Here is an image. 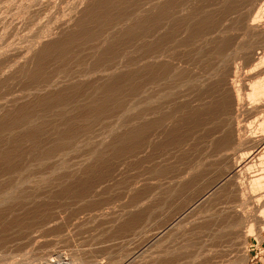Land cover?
<instances>
[{
    "label": "rangeland",
    "instance_id": "rangeland-1",
    "mask_svg": "<svg viewBox=\"0 0 264 264\" xmlns=\"http://www.w3.org/2000/svg\"><path fill=\"white\" fill-rule=\"evenodd\" d=\"M91 1L92 0H0V100H4L0 101V118L4 114L12 112L16 110L17 107L27 104L32 100L33 97L28 98L27 94L22 93L24 88H21L33 83L29 81L28 77V74L31 72L30 70L34 68L35 62H37L35 60L36 54L33 55L35 57L34 60L32 54L37 52H39L37 55L40 54L42 50L40 49L42 48L39 46L40 44L46 42L43 44L45 46V44L52 43L50 41L53 39L56 42L68 33L70 34L72 31H77L79 22L83 20V15L87 9H89ZM158 1L160 2V0ZM199 1L200 0H192V5L196 2L195 5L200 6L202 2V6L207 7L208 4L214 1L217 3L221 0ZM256 4L257 1L254 5L256 6ZM251 6L252 5L249 7L250 10L247 6L248 10L246 7L242 9V13H244L242 15L243 18H241L238 23H236L235 20L237 19V13L240 12V8L236 1H233L230 11H226V8H222V6H217V11L214 14L217 24L232 27V30L226 34V37L232 41L233 44L238 40H241L243 43L245 41L246 44L249 43V45L244 44V46L247 47L246 49L248 51V48L252 49H250L251 51L249 52L246 50L242 51V59L239 58L240 53L239 55L231 56L232 58L235 57V60L231 61L232 58L230 57L226 63V68H222V70L218 68V70L224 74V71L227 69L229 72L231 71L234 63H236V67L239 66L237 67L239 70H237V73L239 74L236 78L237 81L240 79V81H238L240 84H238L240 88L244 89V91L242 90L243 92L241 91V94L244 93L242 95L244 99L242 98L241 105L243 107L240 106L241 109L239 110L241 112L237 114V118H235L234 115V100L232 94L230 100L223 101L224 107L221 106L217 100L213 104L214 106H219V108L216 107L217 109L215 111L206 109L207 107H212L213 104L210 106L208 99H205V86H202L200 82L206 81L204 83L207 84L209 81V77H207L209 76L207 75L209 72L207 71L213 70L210 68L212 66H204L202 60L189 57H183L179 60H173V56H171V58L159 57L161 58H158V61L160 60L159 63L166 62L168 65L172 66V68L178 66L176 69L179 70L181 68L183 69V67L185 69L186 67L188 69H186L188 75L187 79H192L189 80V82L192 81V83L181 85L177 87V90L172 89V93L175 94H173V98H161V102L155 97L151 99L150 109L156 102H159L156 104L157 107L155 106V108L161 114V123L153 126L149 135L143 139V146H139L135 150V147H133L129 150H120L118 152L109 151L107 155H105L106 159L111 157L113 158L112 161H116V163L111 171H108L106 175L99 179L100 181L91 180L89 182L90 188L85 192L81 193L77 190L74 194H66L65 196H55L54 193L56 190L58 192L60 191V187L58 186L62 184L63 181L61 182L60 180L64 174H66L64 176L67 178L70 177L68 182L75 181L79 174V171L77 172L79 169L78 167H89L90 160H88V153L91 146L82 147L84 153L87 152L84 155L81 146L76 150L77 152L71 151L66 155H61V159L63 158L62 160H65V158L67 160L65 162L61 160V162L67 165V167L62 165L63 168L66 167L71 171L68 173L66 168V170L59 169L57 171V168H62L61 165H58L57 168H55L56 174L54 173L53 176L60 174L61 177L60 175L58 178L55 177L58 180L60 179V182L51 176L53 173L49 171V165L46 166L48 170H46V167H43L45 169L43 173L42 169H34L36 173H32V175L31 173L30 175L28 174L31 176V180L34 175H37L41 179H46L43 180V182H46V184L49 183L47 185L43 184L40 178L35 179L38 178L36 176L34 179L37 183L33 180L34 182L32 183H23L20 188L18 187L17 193L20 192V196L19 194H16V196H18L20 200L15 196L13 197V201L11 198L6 202L0 203V209H2L0 212V227L2 226V228H0V240L2 241L3 239V243L0 241V243H2L0 245V264H46V262L47 264H79L76 262L78 259V261H81L83 264H264V236L262 232H259L261 230H258L262 225L257 221V215L255 214L259 213L254 209L255 204L253 201V197L264 192V187L262 189V186H260L258 189V187H249V184H247V180L250 178L249 173L256 170L258 166L264 167V164L259 165V161H256V158H249L250 161L252 160L251 162H255V165L250 162V164L253 165V171H250V164L249 169L243 170L245 173L249 170L247 175L243 171H236L235 169L238 168H235L233 164L234 160L240 153L242 154V152L245 153L248 151L249 153L250 151L253 153L261 149L264 153V140H262L264 139V131L261 125L262 121H264V95L247 98V94L249 93L248 85L251 79L254 80L258 75L260 78L264 76L262 75L264 74L262 73L264 72V59L260 61L261 64L263 62V65L258 64V66H261H259L260 70L259 68L257 69L258 66H256L254 70H252L251 67L262 56L261 52L264 50V16L260 18L262 20L259 19L253 26L254 28L248 26V23L246 25V22H248L246 20L247 18L249 19V15H251L253 11V6ZM144 10H148V7L146 6ZM246 14L248 15L247 17ZM230 24L232 26H230ZM119 27H117L119 31H116L121 32L124 26L121 27L122 29ZM245 28L247 29L242 31ZM159 31L163 32L161 28ZM207 31L208 28L204 33H207ZM60 32H62V34ZM245 32H247V34H244ZM250 32L252 35H250ZM256 33L259 34L257 35ZM241 35H244V38H242L243 36ZM183 36L184 35H181L180 37ZM55 37H58V40H56ZM258 38L259 41L262 40L260 43ZM242 39L245 40L243 41ZM174 40L175 38H171L168 43L171 52H173V47L176 45ZM146 42L147 44H152V38H146ZM254 44H256V46ZM160 50L161 44L151 49V51ZM182 50H180V52L187 49ZM243 52L250 54L246 56ZM162 59H164V61H161ZM116 60L118 61V59ZM89 61H91V59H85L83 61L84 68L85 64ZM213 61L212 59L211 62ZM43 62L44 65L42 66L41 64V66L47 67V63L45 61ZM133 63L136 64L132 65L128 70L138 69L142 67L143 64L142 61H134ZM72 64L73 62L69 63L67 68H72ZM51 65H49L48 68L52 69L51 67H53V65ZM148 65H153V62H148ZM30 66L33 68L31 67L30 69ZM247 66L251 67V72ZM245 67H247V71ZM100 68L101 65L96 67V69ZM243 70H245L246 73ZM258 70L260 72H257ZM213 71H210V74H212ZM83 76L84 75H78L75 80L81 81L82 79L81 82L90 80L89 76V79L86 75L84 78H81ZM205 76L206 79H203ZM252 76L255 77L253 78ZM259 76L257 78H259ZM92 78L94 77L92 76ZM142 79H135L137 87L145 84L146 81ZM80 81L78 82L80 83ZM59 82H57L58 85L62 83ZM63 83V85L68 84L66 82ZM160 85L154 86L146 84L143 88L146 93V95L145 93L144 95L156 96L160 91H166L163 89L164 86L162 90ZM174 90H176V92H174ZM177 92L179 95L177 98H174L177 96ZM12 94L14 97H12ZM4 95L9 96L8 100L6 96L3 97ZM10 95L13 99H11ZM136 103H133L134 105L131 103L133 107H136L133 108V113L136 112V109L138 111L143 107H140V105ZM155 108L153 107L152 109ZM158 112L154 111V113H156L155 115H157V119L158 115H160ZM150 113L152 115L153 111ZM150 113H147L146 116H151ZM153 115L151 117L145 116L143 121L147 122L149 119L156 118L155 115L154 117ZM188 116L190 117L188 118ZM114 118L115 117L109 120V123L106 121V124L105 121H103V127L107 125L116 126L117 128H114L119 130L120 122L117 123V117ZM113 119L117 124H114ZM236 120L238 121L237 126H239L241 130L240 132L243 133V135L240 133V135H242V141L239 144L235 142L232 145V150H219L220 138L224 137V132L227 129H232V133L234 132L236 134L234 130L236 128ZM154 121L155 119L152 122ZM110 122L112 124H110ZM129 122L131 124L133 123L131 120ZM98 124L95 125L96 128L94 127V131L95 129L96 132L98 131L97 134L94 132L95 134L91 135V137L96 136L97 138L93 137V141L96 142L97 145L99 144L103 147L109 144L110 138L114 136L113 134L116 132L111 134L112 136L108 137L107 135L106 137L105 132H103L105 135L101 133L103 130L102 128L101 131L100 129L98 130V128H100L99 125H101ZM118 132L116 134H118ZM98 133L101 134L99 135ZM156 134L158 135L157 138ZM101 135L103 137H100ZM87 138V136L81 137L82 140H87ZM10 141L12 142L13 140ZM84 156L87 158L85 159ZM56 158L53 159L52 162L56 161L58 158L57 161L59 162L60 156ZM249 160L248 158L244 159V161ZM262 161H264V158L261 162ZM70 167L72 168L69 169ZM74 167H76V169ZM254 167L257 168L255 169ZM50 168H52L51 165ZM101 168L102 165H99L95 167L94 171L103 174ZM75 170L78 174H76ZM44 171H47V174L49 173L50 181H48L49 178H45L49 175L47 176ZM40 172L42 175L39 174ZM237 172L238 174H236ZM74 174H76V177L72 176ZM251 174L253 175V173ZM251 174L250 176H252ZM43 175H45V177ZM238 175L244 181H242ZM238 178L240 180H238L237 183ZM4 179L5 178H1L0 180L3 181ZM38 180L40 181L38 182ZM56 180L57 184L59 182L58 185L54 182ZM51 181L52 184L55 183L53 187L51 186ZM40 182H42V184ZM34 183L37 184H35L37 187L33 185ZM49 184L50 187L47 191V195H45L46 192L44 191L47 190L46 186ZM239 185H241V187ZM250 188H253L252 190L254 192L251 191ZM260 189H262V191ZM35 190L40 191L35 192ZM48 192L52 194H48ZM40 193L41 195H39ZM248 195L252 198L250 199ZM238 196L240 197L238 198ZM242 196L246 199H243ZM16 200H18V202ZM239 201L241 203L238 204ZM5 203L8 204L6 205ZM250 204L254 205L250 207ZM251 208L254 209L253 212ZM34 209L35 214H30ZM241 210H244L243 214H246L244 215L246 216L245 218L240 216L243 215L241 214ZM252 213H255L253 215H255L254 217H256V219L251 217ZM44 217L45 220L43 219ZM236 218L241 220L237 221ZM243 219L244 221L246 219L248 220L247 227L243 224H241V226L243 225L244 227H240V223H244V221H242ZM233 220L236 225L240 222L236 228H234L235 224H233ZM247 220L244 224H246ZM249 221H252L250 225ZM54 222L56 223L54 226L56 230L53 227L55 224ZM230 222L231 224L229 225L233 224L234 227L233 225L228 226ZM17 223L19 225L24 223V225L20 228L19 225H16ZM48 223L52 225L50 226L49 224L48 226ZM252 224L254 230L252 231V229H249V231L248 228L252 226ZM57 225L61 226L56 227ZM17 226H19L18 228L20 229H18ZM255 226L257 229L254 228ZM50 227L53 228L50 229ZM242 228L245 229L243 230ZM47 229L50 231L52 230L53 233L49 230L46 232ZM62 230L63 234L61 233ZM246 230H248V232ZM19 236L24 239H18L17 237ZM62 237L63 239L61 240ZM13 239H18V242L21 243L23 240H25V242L20 245L16 240L13 241ZM35 240L39 241V243L35 242ZM53 240L55 242H52ZM30 243L32 244L30 245ZM27 244H29V246ZM35 244L39 247H31ZM50 244L51 247L48 246ZM40 245H43L44 248ZM40 248L43 249L40 250ZM32 249L36 250L34 251ZM49 249L51 250L49 251ZM72 254L77 259L76 261ZM46 255H49L50 259ZM70 255L74 259H72ZM38 258L40 261H37L39 260ZM41 258H43V260ZM54 259L57 260L55 263ZM72 260L75 261V263H73Z\"/></svg>",
    "mask_w": 264,
    "mask_h": 264
},
{
    "label": "bare ground",
    "instance_id": "bare-ground-1",
    "mask_svg": "<svg viewBox=\"0 0 264 264\" xmlns=\"http://www.w3.org/2000/svg\"><path fill=\"white\" fill-rule=\"evenodd\" d=\"M233 1L238 2L239 8H240V12L237 13V19L235 20L236 23L240 22L241 18H243L242 15L244 13H242L243 12L242 9H244L246 6L248 8L250 7V5L253 6V11L251 12L252 14L249 15L250 16L249 19L247 18L246 21L248 22H246V25L248 23V26L253 27L259 21V19L262 16H264V0H249V1L248 0H221L217 3L214 1L208 4L207 7L202 6V2L200 6L195 5L197 1L194 2L195 3L194 5H192V0H160V2L158 0H92L89 9H87L85 14L83 15V20L79 22L77 31L75 32L72 31V33L70 34L68 33L69 35L66 33L67 35H65L60 40L57 39L58 37H55V39L58 41L55 42V40L53 39L54 42L52 40L50 41L52 43H49L47 45L45 44V46L43 44L46 42H44L43 44H40L39 46L42 47V48L39 47L40 49H42L40 51V54L37 55V53L39 52L32 54L33 60L35 59L33 55L36 54V59H35L37 61L35 62L36 67L34 66L35 68L34 69L32 66H30V69L31 67L33 69L31 70L29 69L31 72L28 74L29 81L33 83L26 85V87H21V88H24V91H22V93L27 94L28 98L33 97L32 100L28 102L27 104L17 107L16 110L4 114L0 118V179L5 178L3 181L0 180V203L4 201L6 202L10 200L11 198H12L11 200L13 201L14 200L13 197H15L16 194H19L20 196V192L17 193L18 187L20 188V186H22L23 183H28V182L32 183L35 181V179H39L40 177L37 175L36 176L38 178L34 179V177L36 176L33 174L34 177L32 176L33 179L31 180V176L29 175L30 173L31 175L32 173H36L34 169H37V170L42 169V173H43V170H45L44 168L49 165V171L53 173L51 175L53 176L54 173L56 172L55 168H57L58 165H61V166L65 165L67 167L66 163H64L67 160L66 158L65 160H62L63 158L61 159V155H64V154L66 155L68 154V152H71V151L74 152L78 150L79 146H81V149H83L82 147L84 146L85 147L91 146V148L89 147L90 148L89 153H88L89 157L87 155L88 160H90V165L89 167H85V168H81L80 166L79 167L77 166L79 168V169L77 168L78 169L77 172L79 171L80 175L75 170L76 174H78V177L75 176L76 174L72 175L76 177V180L70 181L71 183L68 182L70 177L67 178L66 176H64L66 174L63 173L64 174L63 177L61 178V180L59 179L61 182L63 181L62 184L58 186L60 187V191L58 192L56 190V192L58 193L54 192L55 196L56 195L65 196L66 194H74L77 190L83 193L90 188L89 182L91 180L94 179L97 181L100 178H102V176L106 175L108 171H111L116 161H112L113 158L111 157L106 159L105 155H107L109 151L118 152L120 150L121 151L129 150L130 148H133V147H135L134 148L135 150L139 146H143L142 141L143 139L146 138L147 135H149V132L153 128V126L161 123V114L155 108L156 104L159 102H156V104L153 106L155 109H152L153 107H151L150 109L151 99L155 97L157 100H160L161 102V98H171L173 96L174 93H172L173 92L171 91L172 89L177 90V87L181 85L183 86V85H186L187 83L188 84L192 83V81L189 82V80H192V79H189V80L187 79L188 75H187L186 67L185 69L183 67V69L181 68L179 70L176 69V67L178 66H175V68L174 67L172 68V66L168 65L166 62L159 63L160 61V60L158 61L159 57L171 58V56H173V60H179L183 57H189V58H193L197 60H202L203 61L202 64L204 66H207V67L212 66L210 68L213 69L214 71L213 70H210V71L211 72L213 71V73L210 74V71H207L209 72V74H207L209 76L206 75L207 77H209L208 78L209 81L207 80L209 83L208 82L207 84L204 83L206 81H202V83L200 82L202 86H205V93H206L205 99H208L210 106H212V104L218 100L221 106L224 107L223 101L230 100L231 94H232L233 100H234V115H235V118H237V114L241 112L239 110L241 109L240 106H242L241 102L244 99L242 96L244 93L241 94V91L242 90L244 91V89L240 88L239 86L240 83L238 82L240 81V79L237 81V78H236V76L239 74L237 73V70H238L237 67L239 66L236 67L235 66L236 63H234V65L231 68V71L229 72V70L227 69L226 71H224V74L221 71H219L218 68L219 69L221 68L220 70H222V68H226L225 67L227 66L226 63L231 56L233 57V55L236 56V55H239L240 53L239 58H241L243 56V55L241 56L242 51L244 50L248 51V50L246 49L247 47L244 46V44H246L244 41L245 39L244 40L242 39L244 43L241 40H238L233 44V42L230 41L226 37V34L230 30H232V27L217 24L216 18L214 17V14L216 13L217 8H218L217 6H222V8H226L225 9L226 11H230L231 6L233 5ZM256 1H257V4L255 6L254 4L256 3ZM146 6L148 7V10H144ZM244 12L246 13L245 10ZM247 16L248 15L246 14V17ZM231 24L230 26H232ZM119 26L121 27L124 26V27L122 29ZM117 27L121 28L122 31L118 32L119 30ZM160 28L162 29L163 32L159 31ZM207 28H208L207 33H204V31ZM246 29L247 28H245L242 31H245ZM60 33L62 34V32ZM244 34H247V32H245ZM181 35H184V36L180 37ZM250 35H252V33ZM241 36H243L242 38H244V35H241ZM148 37L152 38V44H147L146 38ZM171 38H175L174 42L176 44L173 47V52H171V49L168 47V43L170 42ZM258 41H259V38H258ZM261 41L262 40H260L259 43ZM160 44H161L160 51H151V49L159 46ZM247 44L249 45V43ZM254 45L256 46V44ZM252 46H253V41H252ZM182 49L183 50L187 49V50L183 51ZM248 49L249 51L252 50L251 48H248ZM180 50H182L183 52H180ZM261 53H262V56L260 55L261 57L259 59L257 58L258 60L256 61V63L251 66L252 70H254V68L258 66V64H261L260 61L264 59V50H262ZM245 54L246 52L244 53V55ZM248 54L250 53H247L246 56ZM259 54H258V57H259ZM85 59H91V61L87 62L84 68L83 61ZM116 59H118V61ZM212 59L214 60L213 61L214 63L211 62ZM233 60H235V57L231 59V61ZM43 61L47 63L46 64L48 65L47 67L45 66L42 67L44 65ZM134 61H138V62L142 61L143 62L142 67L135 69V70H128L132 65L136 64V63H133ZM150 61L153 62V65H148V62ZM161 61H164V59H162ZM71 62H73L72 68L70 67L67 68L68 64ZM51 64L53 65V67L55 65L56 66L54 68L51 67L52 69H50L48 67ZM100 65H101V68L96 69V67ZM261 65H263V62ZM259 66L257 67V69L259 68L260 70L261 66L260 67ZM247 67H245L246 71L248 70ZM251 67L250 66L248 67L250 69V72H251ZM259 70L257 72H260ZM243 71L245 72V70ZM78 75L79 76L84 75L81 78H84L85 75L87 77L89 76L90 80L81 82L82 79L80 78L81 81L78 80L80 81L79 83L77 80H75ZM92 76L94 78H92ZM206 76L203 79H206ZM252 77L254 78L255 76H252ZM257 77L254 80L251 79L248 85L249 93L248 94L246 93L247 98L259 97V96L264 95V76H262L261 78L260 76L259 78ZM135 79H142V80H145L146 82L144 85L137 87V82ZM59 81L62 83L66 82L68 84L63 85L64 83L63 84L61 83L60 85H63V86H60L57 83ZM146 84H151L154 86H159L161 84L160 85L161 89L164 86L165 88L163 87V89L166 91L164 92L160 91L159 93H157L156 96H150V95H149L150 97L145 96L146 93L143 88ZM57 86H60V87H57ZM176 90H174V92H176ZM6 95H4L3 97H5ZM151 95H154V94H151ZM176 95L177 96L174 98L178 97L179 95L178 92L176 93ZM8 97L9 96H6L7 100H8ZM12 97H14L13 94H12ZM12 97L11 99H13ZM0 101H4V100L2 99ZM6 103H9V102H6ZM131 103L132 104L136 103L140 105V107L142 106L143 107L140 108V110L138 111L136 109V112L133 113V108H136V107H133L134 104L132 105ZM216 107L219 108V106H214L213 104L212 107H207L206 109L210 111H215L217 109ZM151 110L153 111V113L154 111H156L158 112V114H160L158 115V119H157V115H155L156 113H154L156 117L154 118L155 119L154 122H152L154 119H149V118H148L149 120L146 119L149 121V123L148 121L144 122L143 119L145 118L147 113L152 112ZM147 116L151 117L149 115ZM113 117L115 118L117 117V123L120 122L119 130L114 128L116 126L113 127V126L107 125L103 127L102 122L105 121V124H106V121H107L109 123V120H111ZM189 117L190 116H188V118ZM103 118H107V119H103ZM114 119H113L114 124H117L114 121ZM130 120L133 121L132 124L129 122ZM98 123L101 125H99ZM96 124H98L100 127L98 128L97 126L98 130L99 129L100 131L102 129L105 130V131L102 130L101 133L103 134V132H105L106 137L107 135L109 137V136H112L111 134L115 132L117 133L120 130L121 131L118 132V134L116 133L113 134L114 136L110 138V142H108L109 144H106L105 146L101 147L99 144L98 146L96 142L93 141V137H96V136L91 137V135H94L95 134L94 132H96V129L94 131V127ZM110 124L112 123L110 122ZM235 124H236V128L234 130L236 134L234 132L232 133L231 131L232 129H227L224 132V137L220 138L219 150H224V151L232 150L233 149L232 145L235 142L239 144L242 141L241 138H242L243 133L240 132L241 130L239 129V126H237L238 125L237 120L235 121ZM261 125H262V130L264 131V121H262ZM240 133L242 135H240ZM82 136H85V137L87 136L88 137L87 140H82L81 139ZM100 137H103V136L101 135ZM157 137L158 135L156 134V138ZM10 140H13V141L11 142ZM85 153L83 149V155ZM59 156H60V160L58 162L57 160L59 159L58 158ZM87 157H85V159ZM55 158L57 160L54 161L55 162L54 163L52 162V160ZM246 158H248V160L249 158L250 159L256 158V161H259V165L264 164L262 163L264 161L261 162V160L264 158V153L262 152L261 149L253 153H251L250 151L249 153L248 151L245 153L242 152V154L240 153V155H238L237 158L233 162L235 168L236 167L238 168V169H235L236 171L237 170L243 171L245 169L247 170L250 168L249 164L252 160L244 161V159ZM61 160L64 162H61ZM251 163L254 164L255 162L254 163L251 162ZM252 164H250L251 165L250 171L254 170L252 169L253 168ZM50 165L52 166V168H50ZM99 165H102L101 170L103 174H99L94 171L95 167ZM65 168H63L62 166V168H57V171L59 169L66 170L67 168L66 169ZM71 168L72 167H70L69 169ZM74 168L76 169V167ZM46 170H48L47 167H46ZM67 171L69 173L71 170L67 169ZM44 172H46L47 176L49 175V173L47 174V171H44ZM42 173L40 172L39 174L42 175ZM247 173H249V170ZM247 173L245 174L247 175ZM251 173H253V175ZM251 173H249L250 178L249 180H247L248 183L247 182L246 183L249 184V187H255V188L258 187L259 189V187L262 186L261 188L263 189L264 187L263 186L264 167L258 166V168ZM236 174H238V172ZM250 174L252 176H250ZM59 175L57 174V176L55 175L53 177L58 178ZM43 176L45 177V175ZM45 178H49L48 181H50V175ZM239 178L237 179V183H238V180L241 179ZM41 180L43 182V180H46V179L43 178ZM57 180L54 181L56 182V184H57ZM39 181L40 180H38V182ZM52 181H51V184H52ZM42 182L40 183L42 184ZM36 183H34L33 185H35ZM43 184H46V182H43ZM54 184L55 183H53L51 186L53 187ZM239 186L241 187V185ZM46 187H47V190L46 191L43 190L44 192H46V194L44 193L45 195H47V191L50 187V184ZM252 189L251 191H253ZM262 189L260 190L262 191ZM36 191L37 190H35V192ZM39 191L40 190H38L37 192ZM49 193L51 192H48V194ZM39 195H41V193ZM250 195H253V194H250ZM16 197L17 199H19L18 196ZM239 197L240 196H238V198ZM243 199H246V198L243 197ZM16 201L18 202V200ZM253 201L255 204L254 209H256V212L259 214L252 213V216L251 215L250 216L254 217L255 215H257L256 216L258 219L257 221H259L262 225L261 228H258V230L260 229L261 231L259 232H262V235L264 236V192L253 197ZM239 203L241 202L239 201L238 204ZM5 204L7 205L8 203H5ZM253 205L250 204V207ZM238 207H241V206H238ZM246 207H249V206H246ZM251 209H250V212H251ZM254 209H252V212ZM244 210H241V214L244 213ZM1 211L2 209H0V212ZM30 214H35V209ZM244 215L246 214H243L240 216H243L245 218L246 216ZM256 217L254 218L256 219ZM43 219L45 220V217ZM236 220L240 221L241 219L238 220L236 218ZM242 221H244V219ZM239 223L240 222H238L237 225H239ZM244 223L243 222L240 223V227H242L243 225L246 227L248 226L247 225L248 220L246 224ZM250 223H252V221L251 222L249 221V225ZM49 224L51 226L53 222L52 224L48 223V226ZM229 224H231V222L228 223V226H232L233 224H235V221L232 225H229ZM241 224L243 225L241 226ZM16 225H19V224L17 223ZM22 225H24V223L19 225L20 228H22ZM55 225L56 223L53 225V227ZM237 225L235 224V227L234 225L233 227L236 228ZM19 226H17V228ZM59 226L57 225L56 227H59ZM0 228H2V226ZM52 228L50 227V229ZM254 228H256V226ZM249 229L250 230L252 229V231L254 230L253 224L252 226H249L248 230ZM48 230L49 229H47L46 232H48ZM248 230L246 231L248 232ZM35 232H32V233H35ZM52 233L51 235L53 236ZM61 233L63 234V230ZM21 236L17 238L21 239L22 238ZM18 239L17 240L13 239V241L16 240V242H18ZM62 239L63 237L61 238V240ZM51 240H48V241H51ZM55 240H56V236H55ZM57 240H60V239H57ZM24 242L25 240H23L22 243ZM35 242L39 243V241H36V240ZM52 242H55V241L53 240ZM2 243H0V245ZM18 243L22 245L21 242H18ZM31 244L32 243H30V245ZM51 244L48 246L51 247ZM27 245L29 246V244ZM34 246L39 247L37 246V244L32 245L31 247H34ZM40 246H43V245H40ZM45 247H46V244H45ZM43 248H40V250ZM50 250L51 249H49V251ZM46 256L49 258L51 254L50 256L49 255H46ZM73 257L72 259L75 258ZM41 259L43 260V258ZM76 260L77 259L75 258V261ZM78 260L76 262H78L79 264L80 263L83 264L81 261L79 262ZM37 261H40V259ZM56 261L57 260H55L54 263ZM75 261H73V263H75ZM70 262H71V259H70Z\"/></svg>",
    "mask_w": 264,
    "mask_h": 264
}]
</instances>
